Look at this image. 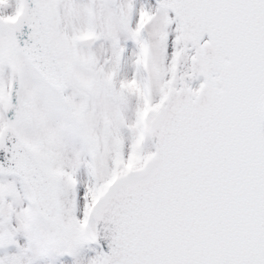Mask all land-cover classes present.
I'll return each mask as SVG.
<instances>
[{"label": "snow or ice", "instance_id": "6c2138e0", "mask_svg": "<svg viewBox=\"0 0 264 264\" xmlns=\"http://www.w3.org/2000/svg\"><path fill=\"white\" fill-rule=\"evenodd\" d=\"M0 264H264V0H0Z\"/></svg>", "mask_w": 264, "mask_h": 264}]
</instances>
